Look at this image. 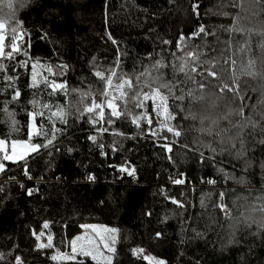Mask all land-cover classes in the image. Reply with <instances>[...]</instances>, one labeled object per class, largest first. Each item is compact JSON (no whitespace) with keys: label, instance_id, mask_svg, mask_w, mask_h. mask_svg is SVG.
Listing matches in <instances>:
<instances>
[{"label":"trees","instance_id":"obj_1","mask_svg":"<svg viewBox=\"0 0 264 264\" xmlns=\"http://www.w3.org/2000/svg\"><path fill=\"white\" fill-rule=\"evenodd\" d=\"M12 2L15 9L14 18L23 21V27L31 33V47L26 49L32 57L29 68L17 69L18 84L22 89L24 102L20 106H12L20 126L19 132L13 135L21 139L25 137L26 123L25 112L21 111V108L32 98L31 90L26 85L32 62L39 61L44 65L41 69L42 76L52 79V74L47 71L50 66L53 72L57 73L54 78L58 82L67 81L70 92L73 88L87 89L90 84L95 93L101 85L90 75L92 67L89 61L96 56L97 64L107 68L113 59L110 42L102 38L105 31L112 32L114 37L122 42V46L126 45L131 58L125 59V71L131 72L134 66L139 70L141 62L147 63L142 58L148 53L160 52L158 38L174 39L178 30L183 29L188 33L195 27L194 17L188 11V5L193 0H175L174 3H169V0H110L109 18L114 21L110 27L104 22V0H31L29 5L22 9L18 6V0ZM195 2L200 4L198 23H204L209 28L216 26L220 41L229 39V33L221 31L220 26L232 25V17L238 16L237 27H264V19L253 16L255 7L251 0ZM222 4L226 6L223 9ZM234 4L240 6L233 7ZM220 11H228L230 15H221ZM45 32L48 36L41 40L39 37ZM233 35L235 44L240 39V34ZM28 39L26 36L25 40ZM207 42L218 51L225 48L223 43L214 42L212 38H207ZM259 42L260 37L254 35L253 44ZM194 43L202 44L203 41L198 39ZM229 54L226 51L225 58ZM163 55L168 54L165 52ZM255 58L257 70H260L259 51L256 52ZM19 59L28 60V57L21 55ZM241 59L242 57H237L238 65ZM3 62L9 63L7 60ZM61 63L68 65L65 76L58 74L57 65ZM168 76L171 77L170 71ZM81 81L86 83L82 84ZM250 83L255 86V82ZM3 99L4 97L0 96V101ZM44 99H47L46 95ZM77 99V93H71L69 96L73 103ZM54 102L65 104L64 95L57 96ZM185 107L187 108V105ZM70 110L75 112V108ZM72 119L70 116L69 121ZM236 119L233 118V123ZM193 125L200 127L198 121L193 122L191 119L185 122L184 127L189 129ZM60 126L58 123L57 127ZM225 126V122H221L217 131ZM116 127L127 132L119 123ZM88 129L87 123L81 121L71 130L60 145L62 152L54 154L51 158L50 171H44L45 162L49 159L47 156L41 160L39 168L32 166L33 179L26 187L38 188L39 191L28 196L18 185L9 186L10 190L6 193L9 198L0 203V252L8 253L12 244H18L19 248L13 252L21 255L24 264H75L74 261H53L50 256L57 250L70 253L72 239L85 231L81 225L102 224L119 230L117 248L120 252L118 259L122 264H148L143 260L144 255L166 259L170 264H264V242L244 231L242 223L245 217L260 219L262 215L259 211H253V207H258L260 203L254 198L258 195L264 196V193L257 191L261 188L259 167L249 169V183L228 184L229 188L234 189L227 194L225 200L227 207L232 211V220L228 221L223 213L213 207L216 203L215 192L211 200H206V207H201V194L212 189L206 184L199 186L200 178L214 177L215 173L211 168H202L190 152L181 162L180 153L183 150L174 147L173 158L177 167H172L160 150L154 148L150 142L143 139H123L120 142L125 150L113 154L108 147L113 137L110 133H104L98 137V142L105 145L108 154L101 156L95 145L86 142ZM8 131V126L0 121V137ZM194 135L199 133L190 132L187 136L189 143ZM66 147H73L74 151H63ZM255 158L257 163L264 160L259 151L255 153ZM224 159L227 161L228 158ZM125 161L135 167V178L126 173H118L109 166ZM231 167L229 164V170ZM240 167L236 164L237 176L240 175ZM177 172L185 173V184H171L172 179L180 178ZM89 173L95 176L94 181L87 179ZM10 174L22 179L20 172L12 171ZM41 176L42 180L37 179ZM56 177L60 179L57 180ZM192 186H197V190L193 191ZM162 188H166L165 193L168 196L184 202L186 211L173 205L170 200H165L161 195ZM149 212L150 216L145 214ZM189 215L192 219L188 220L187 224L191 227L182 231L180 221L187 219ZM165 216L169 217L167 221L163 220ZM45 220L49 221L47 229L42 227ZM237 221H241L237 238L246 240L247 243L225 249L222 246L228 239L227 225ZM192 227L205 233L204 237L193 238L195 233ZM33 229L38 234L43 232L40 243L47 244L48 235L51 234L54 247L45 249L40 254L33 251ZM252 230L255 231V226ZM157 231L163 233L162 238L155 237ZM182 238L184 243H179ZM134 247L143 248L145 251L140 257L131 256L130 250ZM250 247L253 253L245 258ZM8 259L11 261L12 257L9 256ZM88 264L94 262L89 260Z\"/></svg>","mask_w":264,"mask_h":264},{"label":"snow or ice","instance_id":"obj_2","mask_svg":"<svg viewBox=\"0 0 264 264\" xmlns=\"http://www.w3.org/2000/svg\"><path fill=\"white\" fill-rule=\"evenodd\" d=\"M31 0H18L19 8L29 5ZM175 0H169L174 3ZM255 7L253 16L264 19V0H251ZM240 5H233L239 7ZM226 7L221 5V9ZM5 9L7 12L5 13ZM110 0H104L103 15L106 26L111 25L109 18ZM200 4L189 3L188 11L194 17L195 27L188 33L183 29L178 30L174 39H159L160 52L148 53L142 60L139 70L134 66L133 71H125L126 58H131L126 45L118 41L114 34L105 31L102 38L110 42L112 46V63L104 68L97 64V57L93 56L89 61L92 71L90 75L95 78L99 87L93 93L92 85L87 89L73 88L71 92L67 87V81L58 82L54 77L57 73L49 66L47 71L53 78L42 76L38 69L45 66L39 61L30 64V74L26 85L31 90L32 98L21 108L25 112V137L15 138L14 133L20 130L19 122L16 120V111L12 107L20 106L24 102L22 89L18 84V68H29L32 57L26 49L31 47V33L23 27V21L15 19V9L12 0H0V121L8 126V133L0 137V203L7 200L6 194L10 185H18L26 195L32 196L39 191L38 188H28L27 183L33 179L32 166H41V160L47 156L44 171L51 170V158L54 154H60V145L71 130L81 121L89 126L86 133V142H91L99 150L101 156H106L105 145L98 142V137L104 133H110L113 137L109 148L113 154L124 151L123 139H143L150 142L154 148L159 149L172 167H177L173 158L174 147L183 151L180 153L181 162L187 153L202 168L214 170V177H201L200 185L211 186L212 191L201 194L200 205L206 207V200L213 198L215 192L216 203L213 205L224 218L232 220L230 211L225 200L229 192L234 191L228 184L244 185L250 182L249 169H260L261 188L257 191L264 193V160L257 163L255 153L259 151L264 156V27L248 28L237 27L238 16L232 17L233 24L220 30L229 33V39L220 41L217 36L216 26L209 28L204 23H198L200 19ZM221 15L229 16L228 11H220ZM234 33L240 34V39L233 43ZM259 36L260 42L253 44V36ZM29 37L26 41L25 37ZM48 33L40 36L45 39ZM212 38L214 42L223 43L225 48L219 51L207 42ZM203 41L202 44L194 43L196 40ZM230 54L225 58L224 53ZM259 51V63L261 69L257 70L256 52ZM167 52V56L163 53ZM23 55L28 60H20ZM242 57L237 64V57ZM7 60L9 63H4ZM12 62H15L14 64ZM107 63V61H105ZM60 76H65L68 65L61 63L57 65ZM171 72L169 78L168 73ZM250 81L255 82V86ZM82 84L86 81H81ZM10 93V94H9ZM71 93H77L78 99L73 103L69 100ZM63 94L65 104L54 102L55 98ZM47 99H44V96ZM255 97V98H254ZM187 105V108L185 107ZM75 108V112L70 109ZM73 117L69 121V117ZM236 117L235 123L233 118ZM191 119L198 121L200 127L194 125L189 129L184 127L185 122ZM177 121H180L177 123ZM221 122L226 126L217 131ZM61 125L57 127V124ZM127 129L120 131L116 125ZM190 132H197L192 141H187ZM127 133H131L128 135ZM207 137V140H205ZM42 138V139H41ZM63 151L72 153L73 147L63 148ZM227 157V161H225ZM231 164V170L228 165ZM236 164H239L240 175H236ZM14 166V167H13ZM118 173H126L135 178L136 169L127 161L118 165H109ZM12 171L20 172L22 179L11 175ZM179 179L172 180L173 184H185V173L177 172ZM37 179L42 180L43 177ZM59 180V177H56ZM90 181L95 180L91 173L87 175ZM222 181V183H221ZM190 183V182H189ZM193 191L197 189L193 187ZM161 195L165 200H170L173 205L186 211V204L175 197L168 196L163 188ZM183 195V194H182ZM255 201L260 202L253 207V211H259L260 219L245 217L243 230L250 236L264 242V196H256ZM103 203V201H101ZM151 215V213H145ZM243 215V213L241 214ZM168 216L163 218L164 221ZM192 217L182 219L181 230L186 231L191 225L187 224ZM215 222V221H213ZM229 223L228 239L223 248L247 243L237 238L239 224ZM255 226V231H253ZM43 228L49 227V221L45 220ZM85 229H93L94 225H81ZM109 235L95 232V236L74 237L71 241V252H57L50 256L53 261H74L75 264H88L89 260L94 264H122L118 259L120 252L117 248V228H104ZM193 238H203L205 233L197 231ZM35 237L33 251L40 254L45 249L54 247L53 236L48 235V243H40L43 232L31 231ZM155 237L162 238L163 233L157 231ZM179 243H184L182 238ZM103 246V250L101 249ZM18 244H12L8 253L0 252V264H24L21 255L14 254ZM144 249L134 247L130 250L131 256L140 257ZM253 249L250 247L248 253L251 255ZM12 260L9 261L8 257ZM80 257V259H77ZM143 260L148 264H170L163 258L152 255H144ZM199 264V262H196Z\"/></svg>","mask_w":264,"mask_h":264},{"label":"rangeland","instance_id":"obj_3","mask_svg":"<svg viewBox=\"0 0 264 264\" xmlns=\"http://www.w3.org/2000/svg\"><path fill=\"white\" fill-rule=\"evenodd\" d=\"M38 71L41 72V69H38ZM41 75H42V73H41ZM228 210L230 211V214H231L232 211L229 208H228ZM88 225H94V226H96L95 232H100L102 235H105V236H108L109 235L107 232H104L103 229L104 228H111V227H108V226L102 225V224H88ZM95 232L93 231V229L89 228V229H85V231H83L78 236H82V237L95 236ZM101 249L103 250V246H101ZM77 259H79V257H77Z\"/></svg>","mask_w":264,"mask_h":264},{"label":"built area","instance_id":"obj_4","mask_svg":"<svg viewBox=\"0 0 264 264\" xmlns=\"http://www.w3.org/2000/svg\"><path fill=\"white\" fill-rule=\"evenodd\" d=\"M17 179H21V178H18V177H17ZM2 180H3V177H0V182H2ZM172 180H175V179H172ZM172 180H171V184L174 185V184L172 183ZM199 186H201V185H199ZM208 186H209V185H208ZM193 187L196 188L197 186H192V188H193ZM165 191H166V188H164V192H165Z\"/></svg>","mask_w":264,"mask_h":264}]
</instances>
